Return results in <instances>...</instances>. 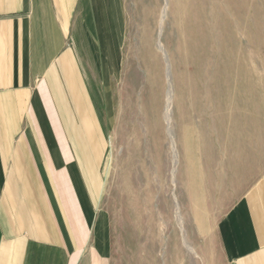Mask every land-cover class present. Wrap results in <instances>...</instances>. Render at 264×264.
<instances>
[{
    "label": "rangeland",
    "instance_id": "rangeland-1",
    "mask_svg": "<svg viewBox=\"0 0 264 264\" xmlns=\"http://www.w3.org/2000/svg\"><path fill=\"white\" fill-rule=\"evenodd\" d=\"M182 1L119 0L109 76L96 65L94 30L77 36L108 135L99 207L108 264H234L224 224L264 178V0L223 1L237 37L224 23L206 114L207 46L184 39ZM147 172L159 218L148 230Z\"/></svg>",
    "mask_w": 264,
    "mask_h": 264
},
{
    "label": "crops",
    "instance_id": "crops-1",
    "mask_svg": "<svg viewBox=\"0 0 264 264\" xmlns=\"http://www.w3.org/2000/svg\"><path fill=\"white\" fill-rule=\"evenodd\" d=\"M118 2L0 0V264H108V135L77 36L109 76ZM224 225L234 264H264V178Z\"/></svg>",
    "mask_w": 264,
    "mask_h": 264
},
{
    "label": "bare ground",
    "instance_id": "bare-ground-1",
    "mask_svg": "<svg viewBox=\"0 0 264 264\" xmlns=\"http://www.w3.org/2000/svg\"><path fill=\"white\" fill-rule=\"evenodd\" d=\"M223 1L224 0H184L176 3L174 6V14L177 21L182 25L184 39L189 41L191 40V35L193 38L196 36L198 41L205 43L207 46L206 58L204 61L205 69L202 77L203 90L200 97L203 114L211 110L214 105L211 100L212 97L209 88L213 81L212 68L215 64L214 61L217 60V49H219L218 37H220L223 31L222 28L224 23L231 26L234 37H237L236 29L238 20L236 19L231 24H229L230 21L228 23L226 22L225 13L227 10L223 5ZM228 9L231 13H235V16L238 15L239 10L236 4H233L232 7ZM189 94L190 91L182 92L184 98ZM154 192V186L147 172L145 174V187L142 190L144 200L140 216L141 226L147 230L152 229V226L159 219L158 212L154 210Z\"/></svg>",
    "mask_w": 264,
    "mask_h": 264
}]
</instances>
